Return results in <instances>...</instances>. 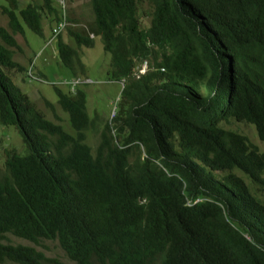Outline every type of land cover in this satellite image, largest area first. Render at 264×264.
<instances>
[{"label": "trees", "instance_id": "1", "mask_svg": "<svg viewBox=\"0 0 264 264\" xmlns=\"http://www.w3.org/2000/svg\"><path fill=\"white\" fill-rule=\"evenodd\" d=\"M8 3L0 126L13 127L21 149H2L0 264H264V0H89L88 29L65 30L77 48L98 36L107 80L123 87L99 130L74 82L78 51L59 34L73 77L53 90L71 131L14 81L29 76L14 59L15 35L57 25L61 7ZM6 234L31 244L5 243ZM45 240L69 262L38 250Z\"/></svg>", "mask_w": 264, "mask_h": 264}, {"label": "rangeland", "instance_id": "2", "mask_svg": "<svg viewBox=\"0 0 264 264\" xmlns=\"http://www.w3.org/2000/svg\"><path fill=\"white\" fill-rule=\"evenodd\" d=\"M19 7H24L29 2L36 0H18ZM1 5H9L8 0H0ZM66 13L72 19L70 27L88 29V24L94 19L89 0H66ZM74 20L77 21L74 23ZM7 17L0 13V25L6 26ZM142 26H146L148 21L141 20ZM52 25V24H51ZM51 30L47 23L43 24V33L37 34L24 26V33L16 34L15 39L22 47L16 50L14 59L23 65L25 68L32 59L34 64L33 73L42 77L30 78L24 74H16L15 83L25 92L28 97L34 102L36 107L40 109L45 116L54 121L62 124L64 128L71 131L68 119L65 113L56 104V94L53 90V85H58L61 89L69 88L67 82L73 77V73L69 68L63 66L59 61L56 52L57 39L53 40L50 45L46 44L47 39L50 37ZM63 41L70 46L75 47L78 51V57L83 66V73L80 72V65L76 68L80 80V89L86 92V107L89 118L98 117V129L100 130L105 121L112 119L116 110V102L121 95V84L115 81H108V67L110 63V56L104 51L101 40L98 36L94 38L93 46L77 48L73 39L68 36L67 31L64 29L61 32ZM29 67V66H28ZM27 67V68H28ZM42 72L39 73L36 70ZM144 70V64L140 72ZM23 75L25 78H23ZM46 101L53 103L55 109L52 110L45 105ZM105 119V121H103ZM239 127L240 131L246 133L253 141H256L253 127L242 124H235ZM4 128L0 126V168L2 167L3 154L2 149L5 147H16L21 149V141L13 129V127ZM14 130V131H13ZM9 133V135L4 134ZM98 137V136H97ZM96 135L91 131H87L86 141L94 148ZM11 244H24L30 245L31 243L13 236L6 234V239L3 241ZM42 251L46 256L58 257L64 262H69L64 252L59 247L56 240H45L41 245L36 247Z\"/></svg>", "mask_w": 264, "mask_h": 264}, {"label": "clouds", "instance_id": "3", "mask_svg": "<svg viewBox=\"0 0 264 264\" xmlns=\"http://www.w3.org/2000/svg\"><path fill=\"white\" fill-rule=\"evenodd\" d=\"M53 2L55 3V5L57 4V2L55 1V0H53ZM60 6V5H59ZM61 16H62V12H61V14H60ZM65 16H66V22H67V24H66V26L56 35V36H54L53 35V29L57 26V25H52V27L50 28V30H51V33H50V37L47 39V41H46V44L47 45H50L51 43H52V41L53 40H55L56 38H57V36L59 35V34H61V32L67 27V26H71V24H72V22L70 21V18L67 16V13H66V6H65ZM58 24V23H57ZM49 26V25H48ZM50 27V26H49ZM22 48V47H21ZM56 52H57V49H56ZM32 59H30V62H29V64L27 65V67H26V69H27V72H30V73H28L29 74V76H30V78H38V79H41V77L39 76L38 77V75H35L34 73H33V69H34V64L32 65ZM143 64H144V70L142 71V72H140L139 70H141L142 69V67H143ZM147 66H148V64H147V62L146 61H144L142 64H141V66H140V68L138 69V72L139 73H141V74H143L146 70H147ZM37 72H39L40 70H36ZM40 73V72H39ZM70 80H71V78H70ZM75 83L76 82H80V81H74ZM115 82H117V83H119V84H121V88L123 87V79H121V80H119V81H115ZM199 199L197 198V199H195L193 202L195 203V202H197ZM248 238V237H247Z\"/></svg>", "mask_w": 264, "mask_h": 264}, {"label": "built area", "instance_id": "4", "mask_svg": "<svg viewBox=\"0 0 264 264\" xmlns=\"http://www.w3.org/2000/svg\"><path fill=\"white\" fill-rule=\"evenodd\" d=\"M61 7L62 19L58 22L57 26L53 29V35L56 36L67 24L65 16L66 0H55ZM33 65V63H32ZM30 73V72H28Z\"/></svg>", "mask_w": 264, "mask_h": 264}, {"label": "crops", "instance_id": "5", "mask_svg": "<svg viewBox=\"0 0 264 264\" xmlns=\"http://www.w3.org/2000/svg\"><path fill=\"white\" fill-rule=\"evenodd\" d=\"M40 73H42L41 71H39Z\"/></svg>", "mask_w": 264, "mask_h": 264}]
</instances>
